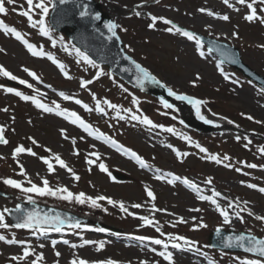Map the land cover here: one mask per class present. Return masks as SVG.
I'll list each match as a JSON object with an SVG mask.
<instances>
[{"label":"rangeland","instance_id":"obj_1","mask_svg":"<svg viewBox=\"0 0 264 264\" xmlns=\"http://www.w3.org/2000/svg\"><path fill=\"white\" fill-rule=\"evenodd\" d=\"M97 1H100L104 7L108 8L110 15L114 17L120 28L125 24L129 26V30H127V39H124L128 51L145 66L153 70L167 86H170L179 93L189 92L194 86H198L199 89L205 88L206 90H209L207 91L209 94L216 91L218 92V102L223 103V107L227 110L226 114L228 116L235 118V116L240 113L239 109H241L246 113L244 114L242 112L244 115L243 119L248 122V127H254L253 125L256 120L264 122V93L261 91L260 87L246 80L241 85L226 80L217 70L220 63L215 56L210 53H205V49L202 47L200 48L203 49L204 52H201L200 50L198 51V46H193L195 42L189 40L187 37L177 34L175 31L172 33L167 32L165 29L169 26L164 25L163 21L158 20L155 28L148 27V25L152 23L151 16L164 17L191 30L229 42L230 44L236 45L241 50L242 57L246 63L264 74V48L259 47L264 44V23H261L259 19L252 22L247 21L244 17L250 10L246 5L239 4L238 0H229L233 7L225 5L223 0H163L157 5L146 3L140 6L135 5L134 2L136 0ZM249 2H251V0H249ZM14 5L17 6L15 10L19 12L21 9H27L26 2H23L22 0H16ZM253 6L256 8L258 16H264V2H262V0H256ZM201 8L209 9L218 15L210 16L207 12H200L199 9ZM137 12L140 13L139 16L136 15ZM223 15H228L230 19L227 21L221 19L220 17ZM20 16L24 17L22 15ZM233 32L238 33V36H233ZM147 39H149V41H147ZM157 42L162 45L163 48L161 49H163L165 54L160 51L161 49H158ZM0 44L7 55L6 58H0V62H2L5 68L13 75L17 74L16 76L19 75L18 77L20 78H28V73H26L24 69L26 67H33V69L39 72V76L43 78V82L48 84L53 80L50 84L52 88L60 91L65 90L59 83L57 84L54 81L59 78L58 75L62 74L56 64L39 61L37 57L31 56L24 47L20 49V45L13 38L9 37L4 39L0 41ZM47 49L55 53L54 57L56 60L59 58L65 65V68L70 65L69 57L71 55L70 53L64 54L68 51H65L62 45L55 49L54 46L49 44ZM1 54L2 51H0V55ZM142 54H144L146 58L142 57ZM197 74H199L200 79H196ZM0 77L5 76L0 75ZM193 80L196 81L195 85L192 83ZM35 86L45 90L37 83ZM12 94L13 93H9L5 91V89L0 88V109H7L15 112L13 114L14 125L9 128L10 134L13 135L19 128V125L29 126L28 124L30 123L25 122L28 115L23 114L21 111H17L15 105L14 107L9 105L13 104ZM203 96L205 98H201L200 100L207 101V103L201 105L200 108L205 117L210 116L211 120L217 121V123L222 121L221 123L234 125L233 122L228 123V121H231L230 119L223 116L218 117L216 112H214L210 106V101L206 99L207 96ZM136 97L142 101L154 100L152 96L142 93L137 94ZM157 101L154 103L160 108L165 109L164 105L160 101ZM146 108L151 110L150 105ZM249 116L253 117V119H248ZM123 118L130 120V117ZM153 118L151 117L154 121H160L158 122L159 125H163L162 128L152 126V128L159 133V138L156 137L155 139H152L153 135L150 133L147 134L148 138H144V141L147 144L152 145L153 150H143L141 147V139L139 140L138 138H135L139 143H136L135 141L130 142L134 145H138V148L150 157L151 164L170 168L168 166L174 164L172 159L177 160L176 157H173V152L178 148L180 143L184 142V136L188 135L190 139L196 140L198 134L194 130L189 129L190 127L185 124L186 127L182 125L181 130L178 132L182 133V142H180V137L178 135H173L172 133H167L166 138H163V135L160 132L165 133L164 126L168 128L170 126L175 128L178 127L169 118L166 120L161 119L156 113L153 115ZM170 118H177V114H172ZM36 124H39V127L45 132L46 138L44 142H49L47 138L54 136L52 146L59 148L66 156L65 159L70 161V156L73 154V150L71 149L73 147L72 144L75 142V137L72 135L73 132L70 130H68L67 134L60 132L57 127L63 126V128L66 129L64 124L48 121L47 118L43 120L35 118L33 120V126ZM239 127H225L221 131L214 132L212 136L214 138H221L225 142L230 143L232 146L228 147L229 153L236 151V149H244L245 151L251 150L255 153L260 152V149L264 148V140L259 137H254V133H247V131L244 130L245 128L240 129ZM61 136H65V140L62 139ZM237 136H240L239 140L236 139ZM245 145H247V147H245ZM1 151L0 157L3 156V152ZM93 152L98 153L99 156H92L91 154ZM79 154L81 155V153ZM260 156L261 160L263 159L262 162H264V153L261 152ZM89 160L95 161V163H89ZM79 163L84 170L83 173H80L82 176L81 181H83V185L79 189L80 192H84L86 195L92 197L103 195L111 197L116 201L119 199L125 200V207L128 209V212H123L117 208V205L109 204L104 200L99 202L101 205L100 208H92L90 204H86L89 206L91 214L98 218L107 220L111 218L115 221L119 220L120 215H128L129 217L125 218L123 223L131 232L146 231V225H144L139 217L148 216L153 221L155 220V226L166 227L164 235H171L168 231L170 228L168 225L171 222L177 224L179 218L183 217L184 220L188 222L180 224L183 229L190 230L189 234L196 243L191 249L185 248L188 250V252H186L188 260H177L175 263L202 264L200 260H210L211 257H216V261L219 262L221 256L217 252L207 251L209 252V256L206 257L199 250L202 247L204 248L206 234L209 230L220 224H224L223 217L216 211V209L211 208L208 205L202 207L199 203L195 202L188 193H179L168 188L164 191L166 195H168V202L177 203L179 207L187 206L189 209L181 212L182 216L179 218L172 217L171 222H164L163 218L165 217L162 214L151 212L152 215L149 216L143 213L144 211L142 208L135 209L131 206L132 203H138V201H141L140 203H142V206L151 202L142 184L153 187L161 194L160 183H148V176L151 177L150 174L136 169V167L130 165L125 159L115 157L99 146H95L93 151L86 150L85 158H79ZM100 163L105 164L108 169L120 167L130 172H134L137 176L136 183L122 186L121 184L111 182L107 174L100 170ZM33 167L34 166L24 167L26 176L20 174L18 170L14 169V167L1 166L0 170L6 174L4 179L12 178L19 180L25 187L27 186L28 180H34L38 185H41L40 171ZM132 167H134V169ZM198 168L201 169L200 165H198ZM232 177L233 176H225V179H231ZM51 182L54 183L57 181L52 180ZM62 184L68 188L73 185L70 181H62ZM0 185L14 189L17 192V199L24 198L23 195L27 197V195L22 193L19 189L12 188L4 182ZM233 188L234 187L228 191V194L242 203L247 202L248 207L251 208L250 211L254 215L250 216L248 215V211H244V213L241 214L244 216V222L242 223L232 214L230 217L231 223L227 224L228 227H234L238 230H246L264 236V222L255 219L256 215H264V200L256 204L253 203L252 205L250 199L247 197H240L239 193ZM159 202L160 206L165 205V201H163L162 197L159 198ZM8 204L9 201L1 200L0 209H4ZM70 204L72 205L73 210L82 213L86 212L80 209V206H78L76 202ZM104 209H107V211H104ZM195 209H199V211H196ZM130 213H134L135 215H131ZM192 217H196L197 220L193 221ZM201 221L206 227H193L194 224ZM160 222L164 223L161 225ZM100 243L101 242H98L95 246L85 247L84 252L72 251L70 248H66L68 254L71 255V253L74 252L72 257H68V264H71V261L74 258L97 261L99 259L107 260L110 256L115 257L116 261H119L120 264H129V262H131V264H140V261H148L149 264H166L146 248H139L135 245H128L127 243H124L123 246L122 244H117V242L107 243L104 241L102 242L104 247L100 248ZM61 252L63 256L66 250ZM2 256L3 258L0 260V264H33L31 259L13 260L12 257L19 256L18 253H13L12 255L3 252ZM240 259H242V257H240ZM225 261L227 264H229L230 261L236 262V264H241L240 260H237V256L232 255L227 256Z\"/></svg>","mask_w":264,"mask_h":264},{"label":"snow or ice","instance_id":"obj_2","mask_svg":"<svg viewBox=\"0 0 264 264\" xmlns=\"http://www.w3.org/2000/svg\"><path fill=\"white\" fill-rule=\"evenodd\" d=\"M69 2H70V0H59L60 4H67ZM255 2H256V0H251V2H249V0H238L239 4L246 5L247 8L250 10L249 13L244 17L247 21L252 22V21L259 19V21L261 23H264V16H258L257 10L253 6L255 4ZM262 2H264V0H262ZM6 3L7 4H15L16 0H0V14L7 13L8 9L5 6ZM223 3L225 5H228L229 7H233V5L230 4L229 0H223ZM26 4H27V9H21L19 14L26 17L29 24L33 28H36L37 26H39V31L42 35L49 36L50 29H49V26L46 24V17L48 16L49 11H50L49 4L46 3L45 0H26ZM52 9L53 10L55 9L54 3L52 4ZM36 10H39V12H40V18L39 19H34L33 14ZM199 11L200 12H207V14L210 16L218 15L217 13H215L209 9H205V8H201V9H199ZM79 15L81 17L89 16V11H88L87 5H84V10L81 11L79 13ZM136 15L139 16L140 13L137 12ZM220 18L225 20V21L230 19L228 15H223ZM93 19L100 20V14L95 13ZM151 20H152V23H150L148 25L149 28H155L156 22L158 20H160V21H163V23L166 25H171V27H168L165 29L167 32L172 33L173 31H175V33L180 34L184 37H187L189 40H195L197 42V44L203 43L201 38L199 36H197L196 33L189 31V30H186V29L176 25L175 23H173L172 20L166 19L164 17H157V16H151ZM106 27H107L108 31L111 33V35L108 37V39H112V37L117 36L116 29L119 27V25L115 24L112 21H108L106 23ZM0 30H2L5 34L14 36L17 40L21 41L26 46L27 50L33 56H47L50 60L53 61L54 64H56L58 66V68L64 74L65 77H67L69 79L71 78L69 76V73L65 70V65L63 63L56 60V58L51 53H45L42 50H38L37 46L34 45L33 43L29 42L27 39H25L24 34L21 31H19L17 28L9 26L3 20H0ZM125 31H126V29H125ZM232 35L238 36V33L233 32ZM61 42H63L62 37H61ZM52 43H53V46H55L56 41L53 40ZM259 47L264 48V44L260 45ZM71 49L75 52L77 57L82 58L83 61L87 62L88 64L92 65L93 67H97L98 70L96 72L95 79H99L100 76L105 74L103 69L99 68V66L96 64V62L86 52H82L81 49L76 47L75 45H72ZM65 50L68 51V48L66 47ZM0 51H2V49H0ZM128 59H131V57H128ZM229 59H231L232 62H235V60L232 59L231 56H229ZM133 63L136 64L135 61H133ZM136 68H137L138 73L140 74L137 76V83L143 84V82L145 80H151L153 83H159V81L156 80V78L151 74V72L147 68H144L139 64H136ZM24 71L27 72L29 76H31L37 80L40 79V77L34 71H31L27 68H25ZM220 71L223 74L222 68L220 69ZM0 75L8 77L11 80H18L19 79L17 76L13 75L10 71H8L3 65H0ZM224 78L229 79V77L226 74L224 75ZM196 79H200L199 74H197ZM92 82H93L92 80H81V87L87 88L88 85H90ZM19 83L23 84V85H27V87L30 89L34 87L33 84L29 83L27 80H24V79H19ZM192 83H193V85H195L196 81L193 80ZM0 87H2V86H0ZM120 87H123V85H120ZM165 87H167V86L165 85ZM5 91H7L9 93H14L16 96L20 97L21 99H23L25 101H32L33 103H35V105L38 108L43 109L45 112H53V111L58 110L60 107L57 104L56 109H53V108L49 107L48 105L41 103V101L37 98V96L25 95L24 92L18 91L15 88L8 87L5 89ZM35 91L37 93L40 92L39 89H35ZM124 91L127 92L128 89L125 88ZM59 94L65 100L74 99L73 96H70L64 92H60ZM168 94L170 96H175L176 99H178V100L188 101L189 104H192L196 108L197 116H199V118L201 120H204V122L208 123V124L213 123L212 120H208L203 115H201L200 106L207 103V101L195 99V98L190 97V96L185 95V94H178V93L174 92L171 88H168ZM93 98L95 99L94 93H93ZM75 102L77 104H82V101H80L79 99H76ZM132 102H133V104H137V105L139 103V101L136 100L135 98H133ZM101 103L107 105L108 108H112V109H116L119 107L118 105L113 104L111 101H109L107 99H104L102 102H101V100L96 99L95 110L98 112H101V113L105 112V109L103 107H101ZM161 103L164 105L165 108H172L173 107V105L170 104L167 100L161 99ZM83 107L88 111L92 110L91 108H89V106L87 104H83ZM4 111H7V109H4ZM124 111L125 112H132L131 109H124ZM57 114L61 115V116H66L68 119L71 120V122L73 124H79L80 127L84 128L86 131H89L91 134H94V132L91 129V126L89 124L85 123V121L76 112H74V111L69 112L67 109H64V110L58 111ZM118 115H119V113H118ZM121 118H123V117H121ZM131 119L134 121H140L143 124L151 125L153 127H160V128L163 127V125H153L152 120H150L147 116H143V118H141L140 116L136 115L135 113H132ZM248 119H253V117L249 116ZM181 123H183V121H181ZM228 123H232V121H228ZM166 130L168 132H174L175 131V129L171 128V127L167 128ZM184 139L190 140V137L184 136ZM236 139L239 140L240 136H237ZM7 143H8V140L5 139V136H4V127L0 126V144H7ZM33 143L35 144L36 141L33 140ZM196 146L200 147L199 144H197ZM245 147H247V145H245ZM200 150L202 152L207 151V149H204V148H201ZM260 151L262 153H264V148H261ZM23 152H28L29 154H31L33 156L36 155V153L33 152L31 148H25L23 145L16 147L14 149V152L12 155H13V157H16L20 153H23ZM128 153L132 157H134L136 160L140 161V163L143 165L144 162L141 160V158L139 156H137V154L135 152H132L129 149ZM91 155L96 156V157L99 156V154L95 153V152H93ZM178 155H186V154L178 153ZM0 158H2V157H0ZM209 158L212 160H215L217 163H220V159L217 156H211ZM41 159H43L44 163L47 164L49 172H53L55 170L53 167V163L50 162L47 158L41 157ZM54 159H55V162L60 165V167L67 169V171L69 173H71L76 180H79V176H77L75 174L74 170L72 168H70L65 163V161L63 159H61V157L58 154L55 155ZM224 159L227 160V159H229V157L224 156ZM17 163H19V161H17ZM89 163H95V161L89 160ZM99 167H100L101 171L107 172L111 176V173L109 172V170L105 164L100 163ZM248 167L256 168L257 165L256 164H249ZM236 171H240V169H236ZM20 173L22 175L26 176V172L24 170L23 165H20ZM162 178H163L162 176H157V179H162ZM113 179H115V177H113ZM176 179H179V178L177 177ZM3 182L6 185H10L12 188L21 190L22 193L27 195V198L29 201H33V195L32 194H36L40 197H45V196L58 197V198L65 200V201L75 200L79 204H90L92 208H100L101 205L99 202L106 200L109 204L118 205V207L120 208L121 211L128 212V209L125 207V205L122 201H116V200H113L111 197H107V196H103V195L92 197V196L86 195L84 192H80L78 194L73 193L72 191L69 190V188L67 186L52 187V186H50L49 181L46 178L42 179V185H37L36 183H33L31 180H28V184L30 185L28 187H25L21 183V181L16 180V179H12V178H6V179H4ZM184 183L189 184L196 191H199V188L195 184H193L191 181H188L187 179H185ZM208 183H211V179L208 180ZM249 186L252 188L257 187V185H255V184H251ZM259 191L261 193H264V187L259 188ZM147 195L149 197H151L152 199H155L154 193L150 189L147 190ZM220 195H221V193L213 191L212 196H200L199 198L202 200H210L212 204L216 205L217 209L220 212V215L223 217L224 223L229 224V223H231L230 213L228 212V210L226 208H221V206L217 203V200L214 198V197H219ZM245 203H247V202H245ZM132 207L140 208L142 206L140 204H134V205H132ZM228 207L233 208L234 207L233 203L230 202L228 204ZM236 209H239V210H236ZM195 210L199 211V209H195ZM10 211H13V210H9V209L5 208L3 211H0V227H2V228H9L10 227L9 224L4 222L5 213H8ZM14 211L20 212L21 206L17 205L16 209ZM104 211H107V209H104ZM158 211H166V210L158 209ZM244 211H248V215H250V216L254 215L250 210H248L246 208H240V206L238 204L235 205L234 215L242 223L244 222V216L241 215V212H244ZM130 214L135 215L134 213H130ZM139 218L143 221L144 225H152L153 224V220L150 219L148 216H141ZM255 219L258 221L264 222V215H256ZM192 220L196 221L197 218L192 217ZM178 222L179 223H187L188 221L184 220L183 217H180ZM64 224H65V220L61 219L59 217V215L52 217L51 219H49V217H47V216H45L43 219H41L37 214L30 212V213H27L26 216L22 220L17 222L14 225V227L20 228V229L38 228L39 232L41 234H43V233L52 232V231L61 232L64 230V228H63ZM45 225H48V226L46 227ZM70 227L73 229H79L81 227L87 228L89 226L86 224L82 225L79 220H76L75 222L70 224ZM193 227L194 228H202V227H206V225L201 221L197 224H194ZM95 230L99 231V232L108 231L105 228H96ZM156 231H158V232L160 231L159 227L156 228ZM217 231H219V229H217ZM4 239H5V237L0 235V240H4ZM137 239L143 241V240H149L151 238L141 236V237H137ZM172 239L174 241H182L183 242V244H181L179 242L173 243L172 247L175 249H182L185 246H187L189 249H191L192 246L196 243V242L191 241L182 235L174 236V237H172ZM235 239L238 242H242L245 239H247L249 246L245 247L243 243H240L239 246L245 247V251H247V252L258 253L260 257H264V238L258 239L255 236H251V235H249L247 237L240 235V236L235 237ZM153 242L156 245H163L165 248V251H160L159 255L161 257H163L164 260L168 261L169 264H175V261L173 258V253L171 251L166 250L168 248V244L165 243V241H163L161 239H155ZM7 243H9V244H13V243L24 244L25 241L9 239V240H7ZM56 243H57V241H55V240L52 241L53 246H55ZM63 243L68 244L69 241L64 240ZM83 243L84 244H93L95 242L91 241V240H84ZM41 247H43V245H41ZM72 247L75 248L76 245L73 244ZM103 247H104V244L101 242L100 248H103ZM152 251L156 252V249L153 248ZM29 254H30V249L26 247L23 250L22 256H14V257H12V259L13 260H17V259L22 260V259L28 257ZM55 255L57 257H59L61 254H60V252H56ZM237 260H240V258L237 257ZM33 264H36V261H33ZM71 264H120V262L113 260V259L89 261V260H86L83 258H74V259H72ZM129 264H131V262H129ZM140 264H149V262L148 261H140ZM241 264H264V259H247V260L241 261Z\"/></svg>","mask_w":264,"mask_h":264}]
</instances>
